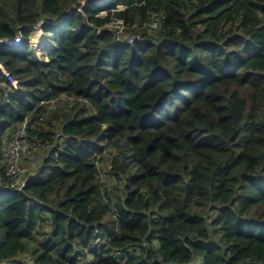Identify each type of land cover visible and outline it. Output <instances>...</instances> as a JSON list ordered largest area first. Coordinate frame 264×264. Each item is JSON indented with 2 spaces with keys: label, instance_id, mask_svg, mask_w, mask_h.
Wrapping results in <instances>:
<instances>
[{
  "label": "trees",
  "instance_id": "obj_1",
  "mask_svg": "<svg viewBox=\"0 0 264 264\" xmlns=\"http://www.w3.org/2000/svg\"><path fill=\"white\" fill-rule=\"evenodd\" d=\"M80 6L0 0V39L23 34L0 45V264H264V0ZM26 119L44 156L16 190Z\"/></svg>",
  "mask_w": 264,
  "mask_h": 264
},
{
  "label": "built area",
  "instance_id": "obj_2",
  "mask_svg": "<svg viewBox=\"0 0 264 264\" xmlns=\"http://www.w3.org/2000/svg\"><path fill=\"white\" fill-rule=\"evenodd\" d=\"M82 3H85V0H82ZM81 9V7H79ZM110 27H115L118 29V34L125 42L131 43L136 38H139L140 35H133L132 37H125V32L127 30L126 23L123 19H116L112 24L109 25ZM158 23L152 22L150 24L151 28H157ZM36 27V26H35ZM38 27V26H37ZM22 40L21 33L17 34L13 39L8 40L13 44H20ZM3 72L6 78L12 82L13 85H16L17 81L11 73L5 69ZM44 103V102H42ZM40 150V145L37 141H33L29 138L28 133V121L27 119L18 126L16 133L14 134L11 142L7 146L5 150V161L8 163V175L12 179L13 177L16 179V183L18 184L19 181L24 178L28 173V168L24 164V160L34 154H37ZM3 264H16L14 261H7Z\"/></svg>",
  "mask_w": 264,
  "mask_h": 264
},
{
  "label": "clouds",
  "instance_id": "obj_3",
  "mask_svg": "<svg viewBox=\"0 0 264 264\" xmlns=\"http://www.w3.org/2000/svg\"><path fill=\"white\" fill-rule=\"evenodd\" d=\"M84 4H85V3H84ZM84 4L82 3V6H80L81 9H79V7H77V10H80L81 12H83V11H82V7L84 6ZM35 26H36V27H35ZM37 26H38V27H37ZM31 29H32V33H31L30 38H29V42H30L31 47L35 49V51H36V55H37V57H38V59H39L40 61H48V60H49L50 50H51V48H52V43L50 42L48 35H47V34L44 32V30H43L42 22H39V23L35 24L34 26H32ZM19 33H21V32H19ZM19 33H17V34H19ZM21 35H22V40H21L20 44H18V45H21L22 42H23V34L21 33ZM41 35L44 37V41H45V43L42 42V40L40 39V36H41ZM15 36H16V35H15ZM15 36H14V37H15ZM14 37H12V38H1V39H0V45L5 44V45H8V46H12V47L18 46V45H16V44H13V43H11V42L8 41V40H10V39H13ZM3 69L9 71V70L5 67V65H4L2 62H0V71H1L2 74L5 76V74H4V72H3ZM9 72H10V71H9ZM10 73H11V72H10ZM11 75H12V74H11ZM12 76H13V75H12ZM5 78H6V76H5ZM14 78H15V77H14ZM15 79H16V81H17V78H15ZM6 80H7V82H10L7 78H6ZM10 84H12V82H10ZM12 86H14V88H16L17 83H16V85H13V84H12ZM42 104H43V103H42ZM17 128H18V127H17ZM16 130H17V129H16ZM16 130H15V133H16ZM15 133H14V134H15ZM13 136H14V135H13ZM13 136H12V138H13ZM12 138H11V140H12ZM11 140H10V142H11ZM10 142H9V143H10ZM9 143L5 146V149H4V161H5V150H6L7 146L9 145ZM40 152H41V146H40V150H39V152H38L37 154L31 155V156L27 157V158L24 160V164H25V165L27 166V168H28V173H27V175H26L24 178H22V179L19 181L18 184L16 183V179H15L14 177L11 179L10 176L8 175V163L5 161L6 168H7V176H8V178H9V180H10V184H9V186H10L11 188H14V189H16V190H21V189L23 188V186L25 185L26 180L29 178V176L31 175L33 169L37 166L38 162L40 161V158L38 157V156H40V155H39ZM37 159H38V162L36 163L35 166H31V165H33V164H31L30 162H29L28 164L26 163L27 160L30 161V160H37ZM29 172H31V173L29 174ZM0 182H1V188H4V187H5V186H4L5 183L2 182V179H1V178H0ZM34 199H35V198H34ZM34 199H33V201H34ZM169 264H174V263H169Z\"/></svg>",
  "mask_w": 264,
  "mask_h": 264
},
{
  "label": "crops",
  "instance_id": "obj_4",
  "mask_svg": "<svg viewBox=\"0 0 264 264\" xmlns=\"http://www.w3.org/2000/svg\"><path fill=\"white\" fill-rule=\"evenodd\" d=\"M31 163V164H33V165H31V166H35L36 165V163L38 162V159L37 160H30V161H26V163L28 164V163Z\"/></svg>",
  "mask_w": 264,
  "mask_h": 264
},
{
  "label": "bare ground",
  "instance_id": "obj_5",
  "mask_svg": "<svg viewBox=\"0 0 264 264\" xmlns=\"http://www.w3.org/2000/svg\"><path fill=\"white\" fill-rule=\"evenodd\" d=\"M40 39L42 40V42L45 43V41H44V37H43L42 35L40 36Z\"/></svg>",
  "mask_w": 264,
  "mask_h": 264
},
{
  "label": "rangeland",
  "instance_id": "obj_6",
  "mask_svg": "<svg viewBox=\"0 0 264 264\" xmlns=\"http://www.w3.org/2000/svg\"><path fill=\"white\" fill-rule=\"evenodd\" d=\"M41 156H44V153H41V155L40 156H38L39 158H40V160H41ZM31 172H29V174H30Z\"/></svg>",
  "mask_w": 264,
  "mask_h": 264
},
{
  "label": "water",
  "instance_id": "obj_7",
  "mask_svg": "<svg viewBox=\"0 0 264 264\" xmlns=\"http://www.w3.org/2000/svg\"><path fill=\"white\" fill-rule=\"evenodd\" d=\"M34 201H37L38 202V199L35 198Z\"/></svg>",
  "mask_w": 264,
  "mask_h": 264
}]
</instances>
